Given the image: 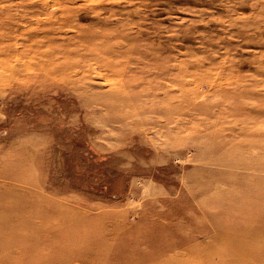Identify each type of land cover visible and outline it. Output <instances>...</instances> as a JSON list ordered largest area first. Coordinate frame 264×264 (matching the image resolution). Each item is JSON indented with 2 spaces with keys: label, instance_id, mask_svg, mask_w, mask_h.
<instances>
[{
  "label": "rangeland",
  "instance_id": "1",
  "mask_svg": "<svg viewBox=\"0 0 264 264\" xmlns=\"http://www.w3.org/2000/svg\"><path fill=\"white\" fill-rule=\"evenodd\" d=\"M0 192L60 264H257L264 0H0Z\"/></svg>",
  "mask_w": 264,
  "mask_h": 264
},
{
  "label": "bare ground",
  "instance_id": "2",
  "mask_svg": "<svg viewBox=\"0 0 264 264\" xmlns=\"http://www.w3.org/2000/svg\"><path fill=\"white\" fill-rule=\"evenodd\" d=\"M94 58L96 62L100 64L101 58H98V56H93L90 59H94ZM103 58H105V56H103ZM77 65L79 64L77 63ZM18 209H19V205L17 201H13L12 203L7 202L5 193L0 192V264H60L58 260L56 259L53 260V258H50L46 254L34 255L32 253L27 252L29 248L26 247L25 243L29 240H31L30 243L32 242L37 243L38 240L37 239L33 240L29 238L27 235L24 234L26 232H23L24 235L21 234L18 235L17 231L21 233L22 224H25L14 221L15 219L13 217L15 216L16 211ZM57 213H61V211H58V208L56 210V214ZM47 214L53 215L52 209L50 210L47 209L46 211H43L42 215L45 217ZM60 219L63 221L62 224L67 223L64 222L65 220H63L62 218ZM138 242L139 244L149 243L150 245V241L148 238H143ZM236 242L240 248L239 250L240 255L249 254L251 252L244 250L246 246L243 242H241L239 238L237 239ZM246 245H248L250 248L252 246V244L250 245L249 243H247ZM106 247L107 246L104 245V248ZM136 247L135 246L130 248L126 247L127 249L125 250L124 254H128L131 250L135 249ZM154 249L156 250V252L153 253L150 252L144 254L141 253L137 255L135 259L131 260V263L127 261L124 264H142V262H146V261H150L151 264H195V261L197 260V252L200 253V248L196 243L186 245L185 247H183L184 252L181 253L174 252L172 255L160 253L161 251H165V250L167 251V249H169V245H167V243L165 242L157 244L156 246H154ZM242 250L244 251L242 252ZM255 251L257 253L256 258L259 260L256 261L255 263L264 264V254L261 252V249L259 248L258 250ZM233 253L237 254V251ZM213 254L214 253L212 251L207 252L204 250L202 251L201 256L209 264L212 260ZM223 255L224 256H222V260L220 264H230L227 263V259H226L227 257H230V254H223Z\"/></svg>",
  "mask_w": 264,
  "mask_h": 264
}]
</instances>
